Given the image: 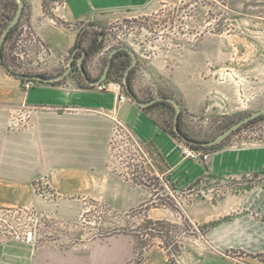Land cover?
<instances>
[{"label": "rangeland", "instance_id": "1", "mask_svg": "<svg viewBox=\"0 0 264 264\" xmlns=\"http://www.w3.org/2000/svg\"><path fill=\"white\" fill-rule=\"evenodd\" d=\"M62 1L45 0L44 7L50 12ZM12 12L13 5L0 4V20ZM27 17L25 12L19 28L7 44L5 58L11 70L33 76L60 74L67 67L70 55H66L54 72H47L42 64L47 63L48 54L30 41L32 36L26 25ZM91 25L101 31L103 38L101 49L86 61L84 70L89 79L97 80L101 76L109 52L114 48L131 49L137 60L136 70L131 75L134 95L142 101L165 95L177 100L181 110L182 104H188L190 107L187 109L194 114L187 109L182 110L181 128L190 139L208 141L241 118L264 108V0H155L144 9L98 14L91 23L81 24L79 28L87 31L85 48L96 33ZM3 32L0 28V34ZM39 55L45 58L44 62L38 59ZM120 60H115V68L102 85L107 89L116 86L127 96L123 87L124 71L118 68ZM127 62L130 64L131 60ZM65 81L99 91L97 86H89L84 81L77 65L59 83ZM128 101H131L129 97ZM160 115L171 133L173 107L160 106ZM257 143L264 144V116L244 125L207 151L211 155L219 149ZM143 149L146 158L140 152L126 154L120 150L110 153L130 183L146 187L150 200H153L151 207L165 205L176 215L169 222L160 221L163 224L147 226L160 230L163 240L172 245L178 242L180 251L174 262L179 261L183 252L204 242L206 227H195L189 223L186 214L188 204L195 200L215 203L224 194L247 191L261 180L260 174L240 179L213 176L208 160L205 164H197L204 169L201 177L176 184L156 174L145 147ZM186 161L191 165L188 170L194 171L193 161ZM35 194L46 201L57 200L40 184L35 186ZM56 206L47 214L29 206L0 207L3 257L7 253L18 258L31 257L40 248L64 250L87 246L111 236L127 234H115L124 227L139 231L137 240L134 239L136 252L133 264L141 263L152 251L158 250V246L164 249L159 238L146 236L143 230L147 210H138L125 217L124 213H115L89 199L80 201L79 198L64 199ZM223 256L233 257L232 254Z\"/></svg>", "mask_w": 264, "mask_h": 264}, {"label": "crops", "instance_id": "2", "mask_svg": "<svg viewBox=\"0 0 264 264\" xmlns=\"http://www.w3.org/2000/svg\"><path fill=\"white\" fill-rule=\"evenodd\" d=\"M23 1L26 25L48 54L38 59L47 61L42 65L50 73L69 56L81 24L91 23L98 14L144 9L155 2L63 0L45 14L41 0ZM77 85L32 83L24 89L22 81L0 69V207L29 206L47 214L64 199L79 198L127 213L147 203L149 191L130 183L110 153L113 117L127 125L145 147L157 175L176 184L203 175L197 163L193 162L194 171L188 170L191 165L166 129L160 107L141 109L128 100L117 104L116 86L99 92ZM188 107L182 104V110ZM20 119H25L23 128ZM208 167L213 176L240 179L260 174L261 180L247 191L224 194L215 203L192 201L186 214L195 227H206L204 242L183 252L176 262L158 246L139 264H264V144L219 149L209 155ZM39 184L57 200L37 196ZM175 217L167 207L146 211L150 221L169 222ZM1 248L0 264H133L136 252L135 240L128 234L64 250L40 248L31 257L11 253L3 257Z\"/></svg>", "mask_w": 264, "mask_h": 264}, {"label": "water", "instance_id": "3", "mask_svg": "<svg viewBox=\"0 0 264 264\" xmlns=\"http://www.w3.org/2000/svg\"><path fill=\"white\" fill-rule=\"evenodd\" d=\"M14 1L17 3V9L15 12V15L12 17V19L8 23L4 32L0 34V69L3 72H5L6 74L16 78V80L53 84V83L59 82L60 80L64 79L65 77L67 78L68 75L70 74V72L72 71V69L74 68V62H76L77 66H78V71L81 73L84 81L89 86H92V87L98 86V85L100 86L103 84V82L107 78L108 71L111 68L112 57H113L114 53L119 52V51H125V52H127L128 55H130L132 62L129 65L128 69H126V71L124 73V78H123V85L124 86L123 87L125 89L127 96L132 101V104H134L136 107L141 108V109L150 107L157 102H165V103H168L169 105H171L174 109L173 131L176 133V135L181 140V142H183L189 146H197V147H201V148H208V147L216 146V145L220 144L224 139H226L227 137L232 135L234 132H236L243 124L249 123V122L253 121L254 119L260 117L261 115H264V108H262V109L254 112L250 115H247V116L241 118L239 121L230 125L226 130H224L217 137L212 138L208 141H197V140L188 139L186 136H184L181 133V131L179 129L178 121H179V116L181 113V106L177 100H175L173 98L165 97V96H159V97H156L150 101L149 100L148 101H142V100H139L133 94L132 90L129 87L130 85L128 83V76H129L130 69L135 68V66L137 65V60H136V57L134 55V52L127 47L114 48L111 52H109L107 65H106L105 69L103 70L101 76L97 80L89 79L88 75L86 74V72L84 70L83 59L86 57L84 50L81 51L82 54L80 57L75 56V53H76V51L79 50V48L74 50L70 54L67 67L58 75H55L53 77H50V76L49 77H43L40 75H34L33 76V75L17 74L16 72L10 70L7 67V65L3 62V59L1 57V50L3 49V44H4V40H5L6 35L19 22L20 17L22 16L23 11H24V5H25L24 1L23 0H14ZM97 28H99V27H97Z\"/></svg>", "mask_w": 264, "mask_h": 264}, {"label": "trees", "instance_id": "4", "mask_svg": "<svg viewBox=\"0 0 264 264\" xmlns=\"http://www.w3.org/2000/svg\"><path fill=\"white\" fill-rule=\"evenodd\" d=\"M41 1H42V6H43V9H44V13L45 14H49L50 12H47L46 9H45V7H44V1L45 0H41ZM0 4H2V5H13V12L11 14H9L8 16H5L4 17V20H2V19L0 20V28L2 30H5L6 27H7V25H8V23L10 22V20L12 19V17L15 15V12H16V9H17V3L14 0H3V1L1 0L0 1ZM26 10H27V6L24 5V11H23L22 16L20 17L19 22L6 35L5 40H4V44H3V49L1 50V57L3 59V62L7 65V67L10 70H11V67H10V65L8 64V62L6 61V58H5V51L7 49V44L9 42V40L11 39L12 35L14 33H16L17 29L19 28L20 22L22 20V17H24ZM95 32H96L95 35H93L92 39L90 40V43L85 48L84 47V41L86 39L87 31H86V29L81 28L78 31V35H76V40H75L74 46H73L72 50L70 51V54H71L74 50H76V49L79 48V50L76 51L75 56L76 57H80L81 54H82L81 51L84 50V52L86 54V57L83 59V66H84V68H85L86 61L88 60V58L90 57V55H92L93 53L97 52L102 47L103 34L101 33V31H98V32L95 31ZM118 58H121V60L119 62V67L118 68H119V70L120 69L123 70L124 73H125L126 69H128L129 65L131 64V63L129 64L127 62V60L130 59L131 62H132V59H131L130 55L127 54V52H125V51L115 52L114 55H113V57H112V64H111V68L108 71L107 78H108L109 74L111 73V70L115 68V64H116L115 60L118 59ZM76 65L77 64L74 62V68H75ZM134 70H136V66H135V68L130 69L129 76H128V83L130 85L129 87H130L131 90H132V87H131L132 86V84H131V75L133 74ZM72 71H73V69H72ZM37 75H40V76H43V77H49L46 74H37ZM123 78H124V74H123ZM57 83H59V82H56V83H53V84H57ZM103 84H104V82H103ZM77 86H79L80 88H83V89L84 88H87L86 86H83L82 84H79V83H78ZM133 94H134V92H133ZM161 96H165V95H161ZM160 106H165V107L167 106V107H171L172 108V106L169 105L168 103H165V102H157V103L153 104L152 106L147 107V108H144V109H148L149 110V109L156 108V107H160ZM263 116L264 115H261L260 117L254 119L253 121H251L249 123L243 124L239 129H241L246 124L254 123L255 121L261 119ZM182 121H183V111L181 110V113H180V116H179V121H178V123H179V129H180L181 133L184 136H186L188 139H190V137L186 133H184V131L181 128V122ZM170 134L173 135L175 138L179 139L178 136L176 135V133L174 131H172ZM191 140H193V139H191ZM192 147L197 148V149H200V150H206L207 151L208 149L212 148L213 146L212 147H208V148H201V147H197V146H192ZM152 203H153V200H149L147 203H143V204L139 205L137 208H134L130 212L124 213L123 215L125 217H128L129 214L135 213L138 210H144V211L145 210H148V208H151L150 205ZM161 206L162 207H166L165 205H161ZM144 222H145L146 227L143 230L145 231L146 236L159 238V240H160V242H161L164 250L167 251L166 255L168 256L169 260L172 261V262H174V258L179 256V251H180L179 249H180V247L178 245V242L175 241V242H173V245H172V243H169L167 240H165V239L163 240L164 237H163V234H161V231L160 230H158L156 228H148L147 227V226H154V225L160 224L162 222H160V221L152 222V221H149V220H144ZM116 233L117 234L118 233H127L128 235H131L136 240L138 238L137 236H139V231L132 230V229L128 230L125 227L123 229H120L118 232H115V234ZM170 245H171V248H170ZM134 264H138V262L137 263H134Z\"/></svg>", "mask_w": 264, "mask_h": 264}, {"label": "built area", "instance_id": "5", "mask_svg": "<svg viewBox=\"0 0 264 264\" xmlns=\"http://www.w3.org/2000/svg\"><path fill=\"white\" fill-rule=\"evenodd\" d=\"M31 36L32 40L30 41L36 44V40L34 39L32 34ZM38 45L43 49V51L45 50L43 46H41L40 44ZM31 83V81H24L23 87L25 89H28ZM97 88L99 89V91L107 90V87L105 85H98ZM127 100L128 97L125 96L124 93L119 92L117 104L124 103ZM20 120L21 124L19 125V127H25L26 122L24 121V119ZM111 120L112 128L109 140L111 152L115 153L119 152L120 150L125 151L126 154H128V152H137V154H139L140 152V155L143 156V158H146V152L143 149L144 146H142V144L138 140H136L129 127L122 123L118 118L113 117ZM177 148L181 153V157L185 160H190L196 162L197 164H205L209 160L210 153L206 150H200L181 142H177Z\"/></svg>", "mask_w": 264, "mask_h": 264}, {"label": "flooded vegetation", "instance_id": "6", "mask_svg": "<svg viewBox=\"0 0 264 264\" xmlns=\"http://www.w3.org/2000/svg\"><path fill=\"white\" fill-rule=\"evenodd\" d=\"M93 26H94V25H91L92 28H93ZM93 30H95V31H97V32L99 31V30H96V29H94V28H93ZM119 52H120V51H119Z\"/></svg>", "mask_w": 264, "mask_h": 264}]
</instances>
